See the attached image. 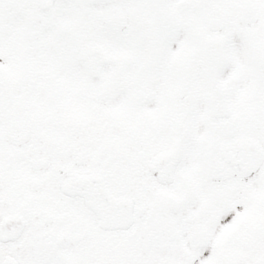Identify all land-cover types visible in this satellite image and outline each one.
I'll return each instance as SVG.
<instances>
[{
    "label": "snow or ice",
    "instance_id": "snow-or-ice-1",
    "mask_svg": "<svg viewBox=\"0 0 264 264\" xmlns=\"http://www.w3.org/2000/svg\"><path fill=\"white\" fill-rule=\"evenodd\" d=\"M0 264H264V0H0Z\"/></svg>",
    "mask_w": 264,
    "mask_h": 264
}]
</instances>
